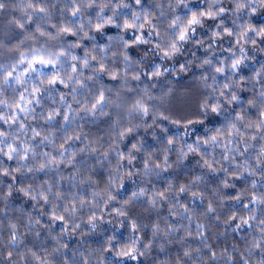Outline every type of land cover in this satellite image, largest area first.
Wrapping results in <instances>:
<instances>
[{"label":"clouds","instance_id":"1","mask_svg":"<svg viewBox=\"0 0 264 264\" xmlns=\"http://www.w3.org/2000/svg\"><path fill=\"white\" fill-rule=\"evenodd\" d=\"M0 264H264V0H0Z\"/></svg>","mask_w":264,"mask_h":264}]
</instances>
